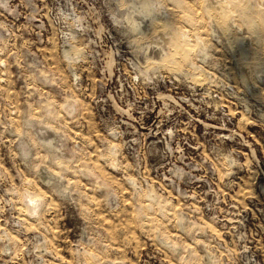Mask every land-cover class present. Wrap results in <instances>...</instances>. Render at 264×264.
<instances>
[{
  "label": "rangeland",
  "instance_id": "obj_1",
  "mask_svg": "<svg viewBox=\"0 0 264 264\" xmlns=\"http://www.w3.org/2000/svg\"><path fill=\"white\" fill-rule=\"evenodd\" d=\"M0 264H264V0H0Z\"/></svg>",
  "mask_w": 264,
  "mask_h": 264
},
{
  "label": "bare ground",
  "instance_id": "obj_2",
  "mask_svg": "<svg viewBox=\"0 0 264 264\" xmlns=\"http://www.w3.org/2000/svg\"><path fill=\"white\" fill-rule=\"evenodd\" d=\"M45 133V132H44ZM52 136V135H51ZM20 143H22V142H20ZM23 152H24V150H22ZM45 174V173H44ZM49 175V174H48ZM30 198V197H29ZM29 198H28V200H29ZM31 200V199H30ZM33 201H35V200H33ZM30 202H32V201H30Z\"/></svg>",
  "mask_w": 264,
  "mask_h": 264
}]
</instances>
